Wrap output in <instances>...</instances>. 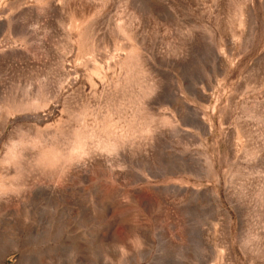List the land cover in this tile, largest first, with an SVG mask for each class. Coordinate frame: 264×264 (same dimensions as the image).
Returning a JSON list of instances; mask_svg holds the SVG:
<instances>
[{"label":"rangeland","instance_id":"rangeland-1","mask_svg":"<svg viewBox=\"0 0 264 264\" xmlns=\"http://www.w3.org/2000/svg\"><path fill=\"white\" fill-rule=\"evenodd\" d=\"M0 264H264V0H0Z\"/></svg>","mask_w":264,"mask_h":264}]
</instances>
